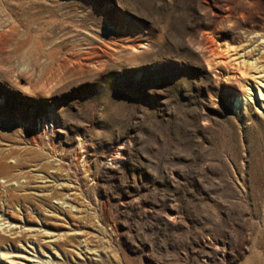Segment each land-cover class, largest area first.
<instances>
[{"label": "rangeland", "instance_id": "rangeland-1", "mask_svg": "<svg viewBox=\"0 0 264 264\" xmlns=\"http://www.w3.org/2000/svg\"><path fill=\"white\" fill-rule=\"evenodd\" d=\"M263 58L264 0H0V264H264Z\"/></svg>", "mask_w": 264, "mask_h": 264}, {"label": "bare ground", "instance_id": "bare-ground-1", "mask_svg": "<svg viewBox=\"0 0 264 264\" xmlns=\"http://www.w3.org/2000/svg\"><path fill=\"white\" fill-rule=\"evenodd\" d=\"M237 51H238V50H237ZM233 52H234V51H233ZM242 52H243L244 54H243V55H239V57L242 58V59H243V58H246V59L248 58V59H249V58L255 56V54H256V52H257V49L249 51V50H248V47H246L245 49H243ZM229 53H230V52H229ZM240 54H241V53H240ZM235 58H236V56H235ZM253 58H254V57H253ZM242 59H241V60H242ZM263 59H264V58H263ZM235 60H238V59H235ZM232 61H233V60H232ZM247 61H248V60H247ZM261 61H262V60H261ZM254 62H255V61H254ZM257 62H258V61H257ZM232 63H233V62H232ZM234 63H235V62H234ZM241 64H242L243 66L245 65V67H246V65H247V66H253V68H257L256 63H255V64H254V63H253V64H250L249 62H245V60H242L241 63H240V65H241ZM263 64H264V63H263ZM235 65L237 66V64H235ZM236 66H235V67H236ZM243 66H242V67H243ZM236 68H238V66H237ZM236 68H235V69H236ZM239 69H240V68H239ZM239 69H238V70H239ZM247 69H248V68H247ZM244 70H245V69H244ZM257 70H258V69H257ZM260 70H261V69H260ZM252 71H254V70H252ZM252 71H251V73L253 74ZM260 72H262V71H260ZM240 73H243V72H241V69H240ZM249 73H250V72H249ZM254 73H255V72H254ZM256 73H258V72H256ZM260 74H263V73H260ZM254 75H255V74H254ZM263 75H264V74H263ZM246 76H247V75H246ZM251 76H253V75H251ZM248 77H249V76H248ZM257 77H259V76H257ZM241 78H242V77H241ZM246 78H247V77H246ZM251 78H252V77H251ZM243 79H244V78H243ZM249 79H250V78H249ZM248 81H249V80L247 79V82H248ZM253 81H254V80H253ZM255 81H256V80H255ZM258 81H259V80H258ZM256 83H257V82H256ZM257 84H259V83H257ZM257 84H256V85H257ZM246 85H247V84H246ZM249 85H250V83H249ZM243 86H244V85H243ZM244 87H246V86H244ZM261 87H263V89H264V82L261 84ZM248 88H249V87H248ZM258 89H259V94H260L261 98H264V94H263V92H262V89H261L260 87H259ZM245 90H246V89H244L243 91L245 92ZM251 90H252V89H251ZM247 91H249V90H247ZM252 92H253V91H252ZM246 93H247V92H246ZM246 93H245V94L243 93V94H244L245 97L247 98V97L249 96V95H248L249 93H248V94H246ZM2 239H3V238L0 237V240H2Z\"/></svg>", "mask_w": 264, "mask_h": 264}]
</instances>
